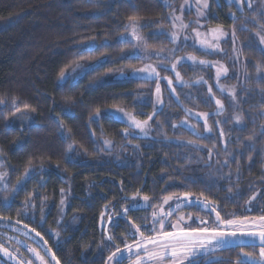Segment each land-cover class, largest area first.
<instances>
[{
	"label": "trees",
	"instance_id": "16d2710c",
	"mask_svg": "<svg viewBox=\"0 0 264 264\" xmlns=\"http://www.w3.org/2000/svg\"><path fill=\"white\" fill-rule=\"evenodd\" d=\"M177 2L0 0V170L11 186L18 185L7 204L0 201V230L8 231L1 225L24 224L31 239L37 238L59 264H113L108 258L117 248L122 250L119 264H131L138 250L129 253L125 244L144 242L135 227L141 232L148 225L146 212L151 215L152 204L164 197L188 193L238 212V218L264 216V201L259 212L243 205L255 188L258 193L264 189V43L259 45L264 13L258 4L239 12L222 0L212 2L206 18L208 27L235 33L244 59L246 74L237 86L240 127L226 114L220 125L214 123L209 139L180 129L200 147L193 148L139 138L108 114L124 110L139 122L153 116L171 136V110L184 116L182 105L213 108L206 94L184 88L179 103L164 94L155 112V83L119 75L140 63L126 55L130 29L146 47L169 49L161 30ZM184 53L203 57L187 45L181 46ZM84 63L94 65L79 78L61 82L62 71ZM181 69L185 76L191 73ZM25 115L31 121L20 124ZM145 196L150 207L138 202ZM26 200L33 204L34 217L25 216ZM42 207L47 212L40 222ZM249 247L218 248L206 256L217 253L219 259L207 262L193 259L239 264V252Z\"/></svg>",
	"mask_w": 264,
	"mask_h": 264
},
{
	"label": "rangeland",
	"instance_id": "374dc122",
	"mask_svg": "<svg viewBox=\"0 0 264 264\" xmlns=\"http://www.w3.org/2000/svg\"><path fill=\"white\" fill-rule=\"evenodd\" d=\"M220 0H179L175 4L176 8H173L170 11L169 21L167 28H163L161 32L167 37L170 47L168 50H153L146 47L142 41L141 35L135 31V29H130L125 39L130 42L131 46L129 51L126 53L129 58H136L139 60V65L134 68H131L128 72H122L119 75L122 77H130L136 79H147L155 83L154 91V109L155 112L161 109L162 107V97L164 94L169 95L175 103H179V95L181 94L182 89H186L188 92H191V89L194 88V91L202 92L206 94V99L208 104H212L213 108L208 109H191L186 105L180 106L183 110V115H180L179 112L171 110L169 112L170 117V130L172 132L171 136H168L165 129H163L160 123L153 117L150 116L147 121V124L144 127V130L141 131L139 128L134 126V121L139 122L132 117V115L126 113L124 110H110L108 114L113 117L125 122L132 130V132L139 138H151L158 140L159 138L165 139L164 141L174 142L179 146H195L196 143H193L186 137L181 135L180 129L187 130L196 137H201L209 139L213 137V125H220V121L223 119L224 115L230 114L229 118L234 126L240 127L242 119L239 115V94L237 91V86L240 84V80H243L246 73L244 66V59L241 57L240 48L235 35L233 32L226 31L220 27H208L206 25V18L209 12L210 3ZM226 4L233 5L236 10L239 12H244L245 10H250L255 4L259 5V9L264 13V0H241L239 4L236 3V0H222ZM207 4V7H205ZM202 13V15H201ZM179 17L180 19H176ZM186 25V27H182ZM221 29L225 32V36L216 39L213 30ZM175 33L177 40L172 41V34ZM199 33V36H197ZM139 37L140 39H137ZM207 40L209 44L217 45L216 48H205L201 47L200 41ZM259 41V45H263ZM88 44L87 46H90ZM187 45V47L201 52L203 57H196V63L188 60L187 57L194 56L193 54H180L181 46ZM159 53V55H157ZM195 57V56H194ZM207 61V64H200L199 61ZM173 64L176 65L173 70ZM94 64H79L74 66L69 70L62 78L61 82L67 79L73 80L79 78L83 75L88 69H90ZM146 65H152L156 68V72L159 74V80L155 75L149 77L146 72L139 71L143 69ZM185 66L190 70V74L185 76L181 67ZM221 69V74L217 76V70ZM226 69L227 71H223ZM180 74V81L176 79V74ZM171 80V86L168 85V81ZM200 81L196 83V81ZM159 84V91H157V85ZM211 89V91H209ZM180 93V94H179ZM220 101V105H217L216 101ZM224 100V102H223ZM159 101V102H158ZM222 105V107H221ZM207 114V115H205ZM239 117V120H237ZM30 118L25 115L22 116L19 120L20 124H28ZM143 123V122H140ZM207 125V127L205 126ZM217 131L221 135V130L217 127ZM221 140L224 143L223 133L221 135ZM109 143H107L108 145ZM203 148L200 150L202 151ZM206 157V156H205ZM207 162L212 164V160L207 156ZM225 165V163H224ZM0 174H3V179H0V201L4 204H7L13 197L14 193L17 190L18 185L11 186L7 177L0 170ZM264 187V184H263ZM261 187V188H263ZM260 188H255L251 194L246 195L243 205L246 210L249 212H259L262 201H264V189L258 193L257 190ZM257 195L259 197H257ZM172 197L173 199L169 200L168 204H164V198L158 201L157 203L150 205L145 201H138L143 206L150 207L151 215L148 212V216L144 220L147 222V227L141 231L145 237H153L156 232L160 230V221L157 220L153 224V213L161 212L170 213L174 210L173 214L167 217V226L164 228V231H172L171 224L178 223V218L183 217V223L189 225L191 228H197L200 225V221H207V226L223 228L226 232L235 231L237 236L226 237L230 243L223 247L228 246H251L249 250H242L239 252V257L237 258L238 263L242 258L243 253L249 254L253 260L261 259L260 253V243L258 238H256L255 243L252 242V238L249 236H241L240 232H258L261 230L260 221L257 219L262 216L260 214H255L253 217L238 218V212L229 213L226 209L218 207L214 203H210L202 198H197L193 196H188L185 198L184 195L180 196H167ZM67 195L62 196L60 200V209L61 213L64 212L66 205ZM63 201V203H62ZM138 204V205H140ZM207 204L206 208L204 205ZM33 204L24 205L25 216L34 217L35 211L33 209ZM179 205V207L177 206ZM215 208V211L212 209ZM46 209L42 207L40 222L46 215ZM216 212L220 213V220L233 219L241 220L243 223L237 227L235 225H223L216 218ZM62 215V214H61ZM59 222V220H58ZM8 231L0 230V245H3V248L7 249V253L0 251V264H42L41 259H39L36 253L39 254V257L43 258L44 264H56V261L53 259L51 254L45 249L44 245L37 239L32 240L31 234L28 233V230L25 229L24 224H19L18 226L6 224L1 225ZM244 243L241 244L240 242ZM221 247H214L213 250H210L208 253L213 252ZM29 249H35V253ZM201 253L197 257H202L204 262H207L209 259H219L218 254ZM215 255L216 257H213ZM205 257V258H204ZM212 257V258H211ZM199 260V259H198ZM133 264V262L131 263ZM165 264H168V261H165Z\"/></svg>",
	"mask_w": 264,
	"mask_h": 264
},
{
	"label": "snow or ice",
	"instance_id": "6c2138e0",
	"mask_svg": "<svg viewBox=\"0 0 264 264\" xmlns=\"http://www.w3.org/2000/svg\"><path fill=\"white\" fill-rule=\"evenodd\" d=\"M241 0H236V3L239 4ZM205 7H207V4H205ZM202 15V13H201ZM131 21H135V18L130 17ZM176 19H180L179 17H176ZM182 27H186V25H182ZM213 34L216 39H219L220 37L225 36V32L221 29H215L213 30ZM233 35L235 33L233 32ZM197 36H199V33H197ZM137 39H140L137 37ZM172 41L175 42L177 40V36L175 33L172 34L171 37ZM264 43V40L261 41ZM201 47L205 48H216L217 45L215 44H209L207 40H201L200 41ZM159 55V53H157ZM188 60L192 61L193 63H196V57L189 56L187 57ZM200 64H207L209 62L207 61H199ZM173 70L175 69L176 65L173 64ZM139 71L146 72L149 77H152L153 75L156 76V78L159 80V74L156 72V68L152 65H146L143 69H140ZM223 71H227L226 69H223ZM221 74V69L217 70V76ZM65 73L62 71L61 77H63ZM176 79L180 81V74H176ZM200 81H196V83H199ZM172 81H168V85L171 86ZM157 91H159V84L157 85ZM211 91V89H209ZM159 102V101H158ZM217 105H220V101H216ZM27 107V105H25ZM222 107V105H221ZM16 111H20L19 109H16ZM207 115V114H205ZM237 120H239V117H237ZM147 124V121L140 123L134 121V126L136 128H139L141 131L144 130L145 125ZM207 127V125H205ZM222 135V133H221ZM105 143H110L109 141H105ZM71 148V145L69 146ZM29 171L28 168L25 169V174H27ZM0 179H3V174H0ZM20 181H17V184H19ZM238 194V193H237ZM185 198L189 196L188 193L184 194ZM31 199V197H30ZM173 199L172 197H166L164 199V204H168L169 200ZM145 202L149 201V198L145 196L143 198ZM63 203V201H62ZM28 201H25V206H27ZM179 207V205H177ZM206 208L208 207L207 204L204 205ZM129 209H125V214ZM215 211V208L212 209ZM174 210L170 213H163V210L161 209V212L153 213V224L156 223L157 220L160 221V230L156 232V234L153 237L147 238V240H144V234L140 232V227H135V232L140 234L141 241H144L141 243L140 241H137L134 245L125 244V249L132 253L133 247L137 249L135 260L133 261V264H165V261H168V264H198L197 261L193 259V257L198 256L201 253H208L210 250H213L214 247H223L230 243L226 239V237L237 236V232L231 231L226 232L223 230V228L219 227H211L209 228L207 226V221H200V225L197 228H191L189 225L183 223V217L178 218V223L171 224L172 231H164V228L167 226V217L171 214H173ZM216 218L218 221H220L223 225H235L239 227L243 221L241 220H233V219H225L220 220V213L216 212ZM247 218H245L246 220ZM260 221V228L261 230L258 232L252 231V232H240L239 234L241 236H249L252 238V242L255 243L256 238H258L259 243L261 245L260 247V257L259 260H253V258L247 254L243 253L242 258L239 261V264H264V216H260L257 218ZM19 223V221H17ZM27 227V226H25ZM143 227H147V225H143ZM131 230V229H130ZM33 231H35L33 229ZM37 236H40V233H36ZM41 239H43L41 237ZM109 240L112 239L111 236L108 237ZM241 244L244 242L241 241ZM30 251L35 253V249H29ZM0 251H4L5 254L7 253V249L3 248V245H0ZM121 249L117 248L115 252H113L108 260L109 262H113V264H119V261L117 260V257L121 253ZM142 253V255H141ZM37 257L41 259L42 264L43 258L39 257V254L36 253ZM53 259H55V256H53ZM56 264H59V261H56Z\"/></svg>",
	"mask_w": 264,
	"mask_h": 264
}]
</instances>
